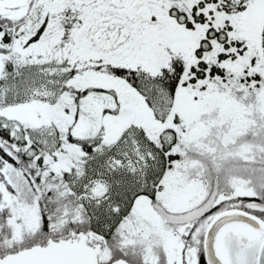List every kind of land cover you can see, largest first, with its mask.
<instances>
[{
	"label": "snow or ice",
	"instance_id": "1",
	"mask_svg": "<svg viewBox=\"0 0 264 264\" xmlns=\"http://www.w3.org/2000/svg\"><path fill=\"white\" fill-rule=\"evenodd\" d=\"M0 264H264V0H0Z\"/></svg>",
	"mask_w": 264,
	"mask_h": 264
}]
</instances>
